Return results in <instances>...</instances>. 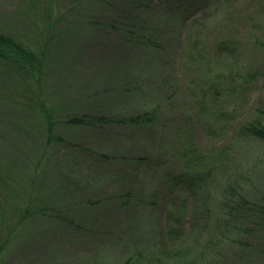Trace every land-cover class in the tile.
I'll use <instances>...</instances> for the list:
<instances>
[{
	"label": "trees",
	"instance_id": "trees-1",
	"mask_svg": "<svg viewBox=\"0 0 264 264\" xmlns=\"http://www.w3.org/2000/svg\"><path fill=\"white\" fill-rule=\"evenodd\" d=\"M0 2V115L10 117L0 125V264L25 246L24 228L34 216L66 226L54 230L58 240L69 228L82 227L77 194L102 183L91 186L61 161L54 167L52 159L63 150L98 161L99 181L111 166L129 178L132 184L110 188L107 197L114 219L140 227L123 251L52 264H264V96L246 121L231 124L264 79V40L257 34L264 25V0H251L247 24L234 25L232 35L211 46L191 40L177 67L168 51L175 36L161 14L180 16L201 2L18 0L13 7ZM99 42L104 56L90 59L93 77L72 69ZM62 63L77 92H95V84H102L87 96L86 106L51 97L52 71ZM89 129L109 137L146 135L150 142L131 158L110 156L78 136ZM202 134L218 139L202 147ZM167 159L173 165L166 169ZM150 171L158 183L146 181ZM54 173L68 193L49 199L40 182ZM164 190L171 195L164 223L149 230L141 225L144 211L155 207L147 199ZM82 201L95 213L104 198Z\"/></svg>",
	"mask_w": 264,
	"mask_h": 264
},
{
	"label": "rangeland",
	"instance_id": "rangeland-1",
	"mask_svg": "<svg viewBox=\"0 0 264 264\" xmlns=\"http://www.w3.org/2000/svg\"><path fill=\"white\" fill-rule=\"evenodd\" d=\"M3 1H6L7 7H13L18 2V0ZM188 1L194 2L195 4L196 2L201 3L198 8H190L187 11L184 9L183 11L186 12L180 16L166 11H163V14H161L167 20V27L173 31L175 36L171 39V48L168 49L174 67L178 66L180 53L184 47L190 44L191 40L200 39L203 42L206 41L208 46H211L218 37L221 38L235 33L236 30L234 25L238 24L240 28H244L243 26L247 24L246 19L248 10L252 4L251 0H239L235 3L221 2V0ZM205 3L210 4L207 8L208 10H206V13L208 14L202 12V6ZM185 5L189 6L188 3ZM2 9H4V6L3 3L0 2V11ZM150 15H152V13ZM179 19H185V22H182ZM192 19L197 21L196 25L193 27L187 26L186 24ZM225 22L228 24H225ZM257 34L264 40V25L263 27L258 28ZM198 41H194L192 45L195 42L198 44ZM103 53L104 49L102 48V43L99 42L94 45L92 51L87 50L83 58L80 60V64L74 63L72 69H75L76 67L79 69L80 67L79 72L82 75L93 77L91 74L93 67L91 61H93V58L94 61H98V58L96 57L104 56L102 55ZM111 53L114 52L111 50ZM260 53L261 56L264 57V51H260ZM65 67L66 66L62 63L61 68L57 66V68L53 69L51 77V85L53 88L50 95L53 99H61L62 102L60 104H67V101L65 100H73L74 102H77L75 103L77 108H82L81 105L78 104L86 106L89 103L87 96H91V93H95L102 88V84H95V92L88 90L85 92V95H83L82 92H77L75 87H71V84L68 85L67 71L65 70ZM174 76L178 77L177 70L175 71ZM255 85L259 86V88L246 97L238 117L233 120L231 124L236 125L239 122L246 121L250 117L251 112L254 111V108L258 106L259 101L263 98L264 79L260 80V82H256ZM104 103L108 108L110 105H113L112 102H110V98L105 99ZM9 120L10 117H6L3 114L0 115V125H2L4 121ZM66 130L67 128L61 129L63 133L71 136ZM81 133L82 131L78 136L90 141L92 148L98 153H106L110 156L122 155L126 156V158H131V156L139 154L142 149H148L150 142L147 140L146 135L127 134L109 137L104 135L100 136L101 134L90 129L84 131L83 134ZM72 135L75 136L74 133ZM78 136L75 137L78 138ZM68 138L72 139V137ZM199 139V146L209 147L216 143L218 137L202 134ZM217 142L219 145L224 143L223 140H218ZM75 154L76 156H74ZM83 155L84 154L78 151L63 150L58 157L52 159L54 167L57 160L61 161V164L64 163V168L69 174L87 178L89 183H91V186L98 185L99 182L102 183L100 188H89L83 193L77 194V198L81 201L79 204L80 213L82 217L85 215L82 218V227L77 228L75 226L74 228H69V230L65 231V234H63L58 240L54 237V230L56 229L59 231V229L68 228H66V226L63 227L60 223L54 222V220L49 217L34 216L27 220L28 226L26 225L24 228L26 231L23 232V237L26 233L29 236L26 239L25 246L21 247L22 249L16 253V256L13 255V258L8 264H52L56 259H58L59 262L65 261L66 263L71 259L78 258L94 260L108 251H123L126 244L134 237L133 231L138 230L140 225H137L139 223L136 222L134 226L130 227L125 219H120V217L119 219H114V215H116L112 209L114 205L109 201V196L107 195V190L110 188L122 189L124 185L127 183L132 184V182H130L129 178L123 176V173L119 169L116 170V167L113 166H111L110 169L105 170L108 175L105 176L103 180H97V178H94V175L96 173V167L99 166V162L93 158H89V156L85 158L81 157ZM53 165L49 163L48 169L51 170ZM172 165V160L167 159L164 163V168H170ZM144 176L146 177V181H151V171L147 176ZM142 181H144L143 177L141 178V182ZM151 183H158V179H153ZM40 184L45 189L44 195L49 199L53 197L56 199L57 196L61 197L64 196V193H68V190L64 189L62 179L58 178L56 173L50 178H44ZM87 196L93 200L102 199L103 197L104 202L102 206H100L103 210L100 209L93 213L95 210L85 207L83 203L85 204L86 200H82ZM170 198L171 195L165 190L155 196V198H148L147 200L155 207L150 208L147 213L145 212L146 210L144 211L146 216L144 215V221L141 225L149 228V230H157L161 228L164 223L163 214L165 207ZM92 215L95 216L92 217ZM79 221L80 220L77 218L75 223L77 224Z\"/></svg>",
	"mask_w": 264,
	"mask_h": 264
}]
</instances>
